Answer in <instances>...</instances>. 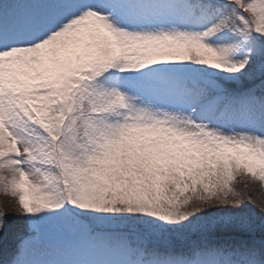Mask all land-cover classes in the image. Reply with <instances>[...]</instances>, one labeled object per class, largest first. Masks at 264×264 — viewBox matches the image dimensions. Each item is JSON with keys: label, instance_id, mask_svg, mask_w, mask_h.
Instances as JSON below:
<instances>
[{"label": "snow or ice", "instance_id": "6c2138e0", "mask_svg": "<svg viewBox=\"0 0 264 264\" xmlns=\"http://www.w3.org/2000/svg\"><path fill=\"white\" fill-rule=\"evenodd\" d=\"M237 173L264 190V0L0 3L9 264H264Z\"/></svg>", "mask_w": 264, "mask_h": 264}, {"label": "rangeland", "instance_id": "374dc122", "mask_svg": "<svg viewBox=\"0 0 264 264\" xmlns=\"http://www.w3.org/2000/svg\"><path fill=\"white\" fill-rule=\"evenodd\" d=\"M4 0H0V3H3ZM10 3H19L22 6L27 4L29 0H9ZM260 81H256V86H259ZM252 84H249L245 82L243 85L238 86L241 89H246L248 87H252ZM234 187L237 191H240L243 193L247 198L245 199L244 204L242 207L244 208V211L241 213V217L247 221L252 230L255 231L254 234H249V232H237L238 234H234L236 236H239V239H234L232 236L230 237L233 240L236 241H251L256 239L264 238V190H262L258 183L250 180L248 177L243 175V173H237ZM0 205L2 207L3 211H6L8 209H11L12 215L18 216L19 218H23L24 216L21 214V212L18 209V206L16 204V201L11 198L8 195H5L3 191H0ZM218 207H235L234 205H228V206H218ZM5 209V210H4ZM0 219L1 215H0ZM2 219V222L4 224L5 220ZM5 224L0 227V243L3 239V233L7 229H4ZM12 231V230H11ZM241 234V235H240ZM242 236V237H241ZM246 236V237H245ZM256 238V239H255ZM11 242V241H9ZM56 242V235L52 228L46 227L43 235V244L45 246H49L51 244H54ZM13 243V241H12ZM14 252L11 254V250H4L0 253V259H4L6 261V264H9V261L11 260Z\"/></svg>", "mask_w": 264, "mask_h": 264}, {"label": "trees", "instance_id": "16d2710c", "mask_svg": "<svg viewBox=\"0 0 264 264\" xmlns=\"http://www.w3.org/2000/svg\"><path fill=\"white\" fill-rule=\"evenodd\" d=\"M10 215H8V217H9ZM10 227V226H9ZM11 235V232H8V234H7V236H10Z\"/></svg>", "mask_w": 264, "mask_h": 264}]
</instances>
